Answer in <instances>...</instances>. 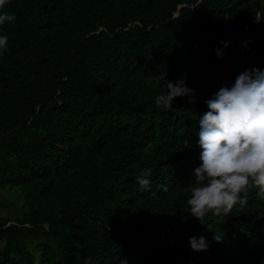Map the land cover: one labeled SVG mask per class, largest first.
<instances>
[{
    "label": "trees",
    "instance_id": "trees-1",
    "mask_svg": "<svg viewBox=\"0 0 264 264\" xmlns=\"http://www.w3.org/2000/svg\"><path fill=\"white\" fill-rule=\"evenodd\" d=\"M0 11L16 17L0 26V264H264L257 189L227 217L201 222L187 205L205 101L264 70V0H10ZM182 78L193 102L157 108ZM201 236L207 250L194 251Z\"/></svg>",
    "mask_w": 264,
    "mask_h": 264
},
{
    "label": "clouds",
    "instance_id": "clouds-1",
    "mask_svg": "<svg viewBox=\"0 0 264 264\" xmlns=\"http://www.w3.org/2000/svg\"><path fill=\"white\" fill-rule=\"evenodd\" d=\"M10 0H0V10ZM14 14L0 11V26L15 21ZM225 44L227 42H222ZM0 51H8V37L0 35ZM219 54V53H218ZM167 93L156 97L157 108L170 110L177 97H190L195 92L182 78L175 83L168 81ZM207 111L199 119L198 140L201 164L193 170L194 183L189 188L188 213L204 222L209 213L227 217L237 205H246L250 188L264 198V70H245L231 87L221 86L205 101ZM151 168H143L135 177L140 189L152 187ZM163 192L167 185H159ZM221 237L215 236L219 241ZM194 251L207 250L203 236L190 237ZM86 264H92L91 258ZM127 264V260H119Z\"/></svg>",
    "mask_w": 264,
    "mask_h": 264
}]
</instances>
